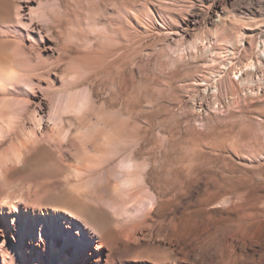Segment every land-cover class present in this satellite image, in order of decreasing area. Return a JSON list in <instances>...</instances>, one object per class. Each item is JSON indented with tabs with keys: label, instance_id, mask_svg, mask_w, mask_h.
Returning <instances> with one entry per match:
<instances>
[{
	"label": "rangeland",
	"instance_id": "1",
	"mask_svg": "<svg viewBox=\"0 0 264 264\" xmlns=\"http://www.w3.org/2000/svg\"><path fill=\"white\" fill-rule=\"evenodd\" d=\"M43 1L57 12L49 11L51 35L48 39L43 34L39 43L37 33L18 32L11 19L23 0H0V43L21 45L17 64L21 66H14L15 71L31 76L33 83L32 88L0 87V101L15 100H11L14 134H2L0 158L22 125H28L38 98L44 99L48 109L60 96L86 91L91 105L77 120L68 114L66 124L84 128L94 123L102 130L123 127L116 138L117 151L125 154L132 150L140 165L147 166L152 183L161 187L167 176L172 180L177 229L169 237L164 230L155 232V241L146 237L145 243L154 246L157 241L159 252L171 249L167 252L173 253L179 247L198 264H264V69L254 71L252 92L238 86L233 94L224 83L228 85L227 78L233 79L250 59H258L257 46L264 40V0ZM194 44L197 53L190 48ZM211 59L220 63H211ZM229 61L232 64L227 65ZM4 62L0 57V63L8 65ZM220 75L225 81L219 82L216 94L214 85ZM5 121H0L1 128ZM50 132L46 119L37 137L43 139L44 149L62 169L54 167L50 173L18 163L8 171L2 167L4 171L0 164V200L10 201L11 197L16 204V197L27 195L28 190H23L32 183L30 199L23 196L19 204L23 210L67 207L81 211L79 214L99 230L105 228L92 202L83 205L66 196L52 202L67 181L75 182L69 165L75 166L83 152L78 143L62 145L65 155L61 156ZM97 141L92 140L95 149L92 142L87 144L91 155L101 150ZM95 154L93 158L83 154L89 159L81 156L80 163L91 161V157L90 163L97 168L87 165L97 172L105 168L98 165L101 157ZM24 181L30 183L23 188ZM43 183L47 187L41 190ZM11 207L8 211L15 215ZM170 237L179 244L168 247Z\"/></svg>",
	"mask_w": 264,
	"mask_h": 264
},
{
	"label": "bare ground",
	"instance_id": "2",
	"mask_svg": "<svg viewBox=\"0 0 264 264\" xmlns=\"http://www.w3.org/2000/svg\"><path fill=\"white\" fill-rule=\"evenodd\" d=\"M41 1L44 2L43 0H23L22 4L17 5L14 14L11 15V19H13L16 23L17 31H27L32 34L37 33V40L39 43L43 42V34L45 38L49 39V36L51 35L49 15H51L52 17V14H50L49 11L56 10V7H54L55 10L53 8L51 9V6L48 3L47 5H45L46 2L42 3ZM55 12H57V10ZM38 23H40L39 25L41 27L38 25ZM17 43L12 44L9 41L0 43V57L3 61H5L4 64L8 63L9 65L8 66L7 64H5L7 65L6 67L5 65L0 63L4 66V68L0 67V87L3 86L1 87V89L3 88L4 90V87H6L7 89V87H21V85L26 87L33 86V83L30 82L31 76L28 78L27 76L22 75V73L19 74L17 73V71H15L16 68L21 66L20 64V66H18L17 64L22 55L21 45ZM190 48L192 51H195V53L198 52L197 44L192 45V47ZM86 51L88 52V50ZM257 52H259L258 59H250L242 69H239L233 74V79L227 78L228 85L224 80V76L220 75L219 80L216 81L214 85L216 94L219 93V82L223 81H225L224 83L226 88L232 91L233 94L238 91V86H241L244 89H251L255 81L254 71L256 72L262 67L264 69V40H262V42H260L257 46ZM231 54H233V52ZM81 56L82 55H80V57ZM194 56H197V58H203L205 57V54H196ZM210 61L211 63H220L215 59H211ZM71 62L73 63V61ZM230 64H232V61L227 62V65ZM75 65L76 64H74V66ZM12 66L17 67L12 68ZM222 66L223 68H225V65ZM66 69L68 70L67 67ZM227 70H229V67H227ZM237 74H239V76L237 78H234V76H236ZM80 91L79 93H81ZM252 91L253 90L251 89L250 92ZM85 92L79 94L76 91V93L79 94L77 96H60L56 99L55 102L51 104V107L48 109L46 106L47 104L45 105L43 102L44 99H42L41 97L38 98V100L36 101V106L33 108L31 116L29 117V121H27L28 125H22L19 130V134L16 135L15 139L11 140V142L9 143L10 145L8 146V148H6L7 150L5 149L6 151L3 152L0 158V164L1 168L5 167L6 170L7 168H9V166L16 165L18 163L26 164V168L31 167V169L33 170H43L44 172H46L47 170L50 173L53 172L54 167H56L57 170H61L62 167L58 162H56V158L54 157V155L44 149L45 147L43 146V139L37 137V132L41 129L43 121L46 119L48 122H50V133H52L53 135V137L51 138L55 143V146H57V149L58 146L60 149V146L62 145L66 146L71 144L73 146L75 145V143H78L77 145H79L84 156H90V153H92V151L88 148L89 146L87 147V144H90L89 142H92L94 138H97V142L100 143L99 145H101V147L99 148L102 150V152L100 150L98 151V154L96 153L97 155L95 153H93L92 155L95 154L98 157L99 152H101V155H99L101 158L98 165L101 166V168L103 166L105 169H100V171L95 172L96 170L94 171V169H96L97 166L94 168L95 165H92L93 163L91 161H93V156L91 155L92 158L90 157L91 161H89L87 160L89 158L83 157V154H81L80 157H78L80 159L76 161L75 166L69 165L72 175L71 177H73L75 182L71 183L72 181H67L65 189L60 188L62 190L57 192V194L59 195H56V199H53L52 202L54 201L55 203L58 199L62 200L65 196L69 200L79 202L83 205L92 202L93 205L96 206H93L96 212L101 213V216H99V221L105 225V228L99 230L97 227L89 223V221L87 220L88 218L85 217V219L83 216H81V214H79L81 211H79V213L76 211V213L74 212V210H69L67 207L61 208L50 206L49 208H43L39 206L33 211L28 209L23 210L19 206V204L21 200L23 201V198L25 196L27 197V195L28 199H30L29 190H31V183V185L28 186L29 189H27L28 187H25L26 190H23L26 192L28 190L27 195L24 196L23 193L20 192L24 197L22 196L21 198L20 196V198L18 199L16 197V204H13L11 202V197L10 201L9 199L5 200V198L3 197L2 198L5 201L0 200V258L2 259V263L198 264L195 259H190L188 257V252L179 249V247V250L177 249L178 252H167L168 250H171L168 249L169 246L174 243L179 244L173 239V241H171V237L168 247L165 246L168 250L164 251V249H162L163 252H161L162 250L160 248V252L159 250H157L158 248L157 246H155V244L158 245L156 243L157 241L155 242L154 246L149 245L147 242L145 243L146 237L149 238L148 241H153L155 232L161 233L164 230L163 232H165V234L167 235L166 237H169L170 233L173 234L176 231L178 226V217L175 214L176 212H174L173 210L175 196H173L172 193V180L168 176L160 187L157 184L151 182V180L148 178L147 166L140 165L135 156V153L132 152V150L131 152L125 154H122L123 152H120L122 150L117 151V144L119 142L116 140V138L124 131V128L121 126H112L108 129L103 128V130L105 129V131H103L102 128L97 127V124L94 125L93 122L92 125L96 127L92 126L91 123L90 127L85 125L84 128H82L81 126L80 128L77 125V127H74L72 126L73 123L72 125L70 123L66 124L67 121H65V117L68 114H73L74 116H76V119L78 116L80 117V115L86 112L85 110H87L88 106L91 105L90 97ZM3 99L0 101V121L7 119V122H4L6 124L5 128H1L0 126V138H2V134L4 133L11 135L14 134V126L11 119V115L14 114H11V106L14 105V102H11L12 99ZM213 104H216V102H213ZM92 108H95V106ZM199 108H201V105L199 106ZM87 112L89 113V111ZM86 116L91 117L89 115ZM82 118H84V116ZM82 120L83 119H81V122ZM90 121L91 120H89V122ZM78 122H80V120ZM105 124L107 123H104L103 125ZM94 145L95 144H93L92 142L90 146L95 149ZM123 148L124 147H121L120 149ZM58 153H60L61 156L65 155L64 153L62 154L61 149ZM71 154L72 153H70L69 156ZM81 156L83 158H87L84 160H87L89 162L87 163L86 161V164L80 163V160H82ZM53 160H55V162ZM89 163L94 169L91 166L87 165ZM125 165L127 166L125 167ZM99 166L98 168H100ZM5 168L2 169L5 171ZM2 173L3 175H5L4 172ZM168 173L170 174L169 171ZM43 176H45V173ZM26 183L29 184L30 181ZM26 183L24 181V184H22L23 188ZM40 185L41 190L47 187L46 183ZM39 192L41 191L39 190ZM45 192L46 194L48 193L46 189ZM44 196L46 195L44 194ZM51 196H53V194ZM48 198L51 197L48 196ZM10 203L13 205H10ZM61 203L59 205H61ZM11 206H13L15 209V215L11 214L12 212L10 213V211H8ZM90 206L92 205L90 204ZM102 210H104V212H102ZM167 240L164 241L168 243ZM162 246L160 247L164 248ZM154 247H156V251Z\"/></svg>",
	"mask_w": 264,
	"mask_h": 264
},
{
	"label": "snow or ice",
	"instance_id": "3",
	"mask_svg": "<svg viewBox=\"0 0 264 264\" xmlns=\"http://www.w3.org/2000/svg\"><path fill=\"white\" fill-rule=\"evenodd\" d=\"M127 165H125V167H126Z\"/></svg>",
	"mask_w": 264,
	"mask_h": 264
}]
</instances>
